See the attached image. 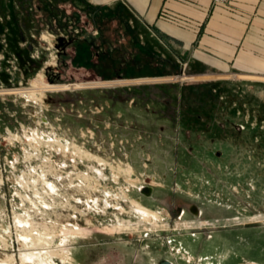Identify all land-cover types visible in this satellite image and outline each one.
Returning <instances> with one entry per match:
<instances>
[{
  "label": "rangeland",
  "instance_id": "obj_1",
  "mask_svg": "<svg viewBox=\"0 0 264 264\" xmlns=\"http://www.w3.org/2000/svg\"><path fill=\"white\" fill-rule=\"evenodd\" d=\"M70 1L61 9L68 27L78 32L64 52L47 23L33 32H43L39 45L50 49L42 64L52 61L47 72L52 69L63 81L52 82L46 70L43 77L38 62L27 56L29 75L0 94V261L16 260L27 248L40 246L32 239L43 233L53 236L54 247L66 237L68 250L55 258L42 254L30 264H154L162 258L172 264H264V140L251 145L252 134H264V79L189 73L191 67L183 73L187 55L179 61L177 51L126 10L115 6L92 13L79 1L71 7ZM3 2L10 0H0L1 10ZM90 35L96 42L84 40ZM134 86H144L145 96L133 99ZM207 91L227 108L233 100L241 102L240 115L232 105L224 109L225 116L241 118L234 131L241 135L235 139L227 131L225 140L216 135L213 145L224 151L221 155L195 151L193 157L177 156L185 137L175 122L158 119L167 114L152 109L165 108L170 98L203 100ZM81 99L80 111L87 117L80 118L70 107ZM58 105L66 108L61 121L53 118ZM45 117L49 122L40 125ZM111 151L113 160L106 155ZM186 164L193 168H183ZM144 185L154 187L151 196L140 190ZM132 201L155 215L143 221ZM180 203L198 204L202 216L188 212L172 218L170 206ZM203 220L210 223L201 225ZM75 225L72 232L88 234L67 230Z\"/></svg>",
  "mask_w": 264,
  "mask_h": 264
},
{
  "label": "crops",
  "instance_id": "obj_2",
  "mask_svg": "<svg viewBox=\"0 0 264 264\" xmlns=\"http://www.w3.org/2000/svg\"><path fill=\"white\" fill-rule=\"evenodd\" d=\"M40 1L33 0L30 10ZM65 1L45 0L40 15L57 13L60 18ZM77 1L92 13L113 11L115 6L126 10L157 40L177 51L179 61L187 55L183 73L191 67L189 73L264 79V0H229L227 4L212 0H72L71 7H77ZM10 2L17 6V0ZM46 26L64 33L63 40L70 38V28L53 27L49 22ZM96 38L89 36L90 41Z\"/></svg>",
  "mask_w": 264,
  "mask_h": 264
},
{
  "label": "flooded vegetation",
  "instance_id": "obj_3",
  "mask_svg": "<svg viewBox=\"0 0 264 264\" xmlns=\"http://www.w3.org/2000/svg\"><path fill=\"white\" fill-rule=\"evenodd\" d=\"M100 81L104 82L105 80L101 79ZM110 81H111L110 83L113 82V80H110ZM134 87L135 89L138 90V93L137 95L134 94L132 96L133 99H136V96H138L139 98H142L143 96H145V92L147 91L144 86H134ZM205 93L206 94L203 96L204 97L203 100L197 99L199 97H196L195 95L187 96L188 97L187 99L183 101L179 100L175 102L170 98V99H167V101H165L164 103L165 108L157 110L158 112H155V108L152 109L153 113L155 114H158V113L162 115L167 114L168 116H161V117H158V119L164 118V119H168V120L175 122V124H177L179 127L178 130H179L180 136L183 135L185 137L184 140L186 144L181 142V145H179L177 149L175 150V154L177 156L182 155V156H187V157L188 156L193 157L195 154V151H198V152L210 151L214 153L215 155H221L224 151L220 148L219 149L215 148L213 145L218 140L217 136L222 138L220 140H225V138L223 137H226L225 134L227 131L231 132L232 136H234L235 139H237L238 136L241 135V133L234 132L240 129L239 126L237 125L241 124V120H240L241 118L235 117V116L234 117L225 116V111H224L225 108L229 110L233 109L230 107L232 105L234 107V110H236L238 115H240L242 112L241 102L237 103L235 100H233L231 101V104L227 108L222 105L220 100H213L214 98L211 96L212 93H209L208 91ZM221 97L223 98L224 96L222 95ZM48 99L49 101L56 100L55 102L57 101L59 103L62 102V99H53L50 96L48 97ZM112 99L114 100V96L112 97ZM142 102H144L143 106L145 107L146 105L145 100H142ZM154 102H157V101H154ZM146 110L149 111L148 109ZM191 110H196L195 115L191 113L192 112ZM250 119L252 121V118H249V120ZM194 128L197 130V132H193ZM193 137H196V138H193ZM261 139H262L261 134L259 135L255 134L253 136V141H252L253 143H251V145L254 146V144H256L257 146L258 141ZM207 140L208 141L210 140V145L209 144L207 145L205 143V141ZM240 141L242 142V140ZM238 143L239 142L237 141L236 145ZM252 146L250 147V149H252ZM182 166L185 169L193 168L192 164L190 165L186 164ZM170 210L173 215L172 218H175L177 216L181 217L187 214L188 212H191L192 214H194V216H202L203 214V211H201V208L196 203H191V204L180 203V204H177L176 206H170ZM207 223H210V222L207 220L201 221V225H206ZM186 225L192 226L193 223L187 222ZM154 264H172V261L166 258H162V259H159Z\"/></svg>",
  "mask_w": 264,
  "mask_h": 264
},
{
  "label": "trees",
  "instance_id": "obj_4",
  "mask_svg": "<svg viewBox=\"0 0 264 264\" xmlns=\"http://www.w3.org/2000/svg\"><path fill=\"white\" fill-rule=\"evenodd\" d=\"M41 5L35 6V10H30L31 6L33 5V0H24L23 4L15 6L13 3L7 4L6 2H3L5 5L3 7V10H1L2 5H0V13L5 16L4 21H0V38L3 34L6 35L7 42H8V48L10 53H15L19 56L20 64L22 65L26 75H29L30 68L32 67L31 61L24 62L25 57L28 56L30 59V51L31 47L33 46L34 42L28 44L26 47H21L20 43L24 41H32L31 35L34 31H39L42 28V22L47 23L49 22L53 27L59 26V27H68L69 24L66 22V14L63 13L61 17L59 18L57 13L53 14H46V16L40 15L42 8L44 7L45 0L40 1ZM2 3V2H1ZM7 15H11L7 18ZM8 19V20H7ZM55 23V24H54ZM9 25V27L7 26ZM7 26V28H6ZM71 28L69 29L68 33L70 38L63 40V38H59L60 41H58V45L61 49H66L67 45H70L72 43V40L76 39L77 34L75 31H73ZM69 28V27H68ZM85 41H89V38H85ZM45 56V55H44ZM41 60H35V62H38V68L42 64ZM31 65V66H30ZM48 78L52 82H61L62 79L58 78L57 76L59 73L54 72L52 69H48ZM1 75L6 78V75L4 72H1ZM101 79H90L86 81H98ZM257 134H252V137ZM262 135V140H264V134Z\"/></svg>",
  "mask_w": 264,
  "mask_h": 264
},
{
  "label": "built area",
  "instance_id": "obj_5",
  "mask_svg": "<svg viewBox=\"0 0 264 264\" xmlns=\"http://www.w3.org/2000/svg\"><path fill=\"white\" fill-rule=\"evenodd\" d=\"M214 4H227L229 2V0H212ZM3 20V18L0 17V21ZM78 32V31H76ZM39 34V33H37ZM49 35H52V36H55V40H56V43L55 45H58V38L61 36V37H65L64 33L60 32V31H50L49 32ZM39 36V37H37ZM31 38L33 39L32 41H24V42H21L20 43V46L21 47H26L28 46V44L32 43L33 41L34 44L33 46L31 47V51H30V59L32 60H41L43 59V56L46 55V52H48L50 49L46 47V49L48 51H46V49L44 47H40L39 45V39L40 40H43V32L39 35H36L35 33H32L31 35ZM45 41V40H44ZM49 42V41H48ZM50 44V43H49ZM59 49V47H58ZM51 55V54H50ZM51 64H53L52 61H49V60H45L44 63L41 65L40 67V70H42L43 72V77L45 76L47 70L46 68L49 67ZM39 70V71H40ZM46 70V72H45ZM38 71V72H39ZM1 72H4L5 75H6V78H4L2 75H1ZM38 72H37V75H38ZM19 77H23L25 78L26 77V74L24 72V69L22 67V65L20 64V59H19V56L15 53H10L9 52V48H8V42H7V38H6V35L3 34L0 38V94H6V93H9V92H6L9 88H13V87H7L8 85H13L14 84V80L15 81H18V78ZM23 79L20 80V84H22L23 82ZM31 83V82H30ZM17 87V86H15ZM3 90V91H2ZM12 93V92H10ZM3 94V95H4ZM40 100V99H39ZM44 101V98L42 99ZM84 103V100L81 99L79 101H73L71 102V111L72 113L75 115H77L78 117H87V115L83 114L81 111H80V104H83ZM76 107V108H74ZM63 110H65V106L64 105H58L57 108H56V115L53 117L54 119L58 120V121H61L63 119ZM44 118V117H43ZM42 118V119H43ZM46 118V121L45 119L43 121H38L39 124H47L49 122V117H45ZM91 118V117H89ZM35 121V120H33ZM48 121V122H47ZM11 126L8 125V128L6 131H8L11 135L12 134V129L10 128ZM55 139L56 142L60 143L61 142V145H63L65 142H64V138L61 137V138H57V137H53ZM54 139H50V140H54ZM91 139L94 140V142H97L95 141V138H94V134L91 135ZM49 140V139H48ZM63 143V144H62ZM113 142L111 143V149L113 147ZM112 152V153H111ZM109 152L108 154L106 155H109V158L113 160V157L114 154H115V151H111ZM101 155H105V154H101ZM125 157H128L127 154H124Z\"/></svg>",
  "mask_w": 264,
  "mask_h": 264
},
{
  "label": "bare ground",
  "instance_id": "obj_6",
  "mask_svg": "<svg viewBox=\"0 0 264 264\" xmlns=\"http://www.w3.org/2000/svg\"><path fill=\"white\" fill-rule=\"evenodd\" d=\"M76 144H74V146H75ZM77 147H79L80 149H82V151L84 150L81 146H78V145H76ZM84 152L87 154V153H90L94 158L93 159H95V160H97V161H100L101 163L102 162H104L106 165H109V166H111V163L109 162V161H106L104 158H102V157H100V156H97L96 154H92L91 152H89V151H87V150H84ZM80 155V154H79ZM83 155V154H82ZM127 169H131L133 172H134V169H133V167L132 166H128L127 167ZM122 171H124V169H122ZM129 171V170H128ZM125 172V171H124ZM130 172V171H129ZM86 173V172H85ZM84 176V175H83ZM89 177V176H88ZM89 184V183H88ZM90 185V184H89ZM92 185V184H91ZM151 187H152V185H150ZM145 187V185L143 186V187H141V191L143 190V188ZM154 189V188H153ZM143 193V192H142ZM106 201V200H105ZM114 201V200H113ZM131 201V200H130ZM106 203V202H105ZM132 204L133 205H135V206H137L136 208H138L137 209V211H138V213L140 214V217L142 218V220L143 221H148V220H150L152 217H153V215H155L151 210H149V209H147V208H145V207H143L142 205H140L139 203H137L136 201H132ZM110 210V209H109ZM86 216V215H85ZM73 225V224H72ZM72 227H79V226H72ZM189 227H193V225L192 226H189ZM67 230H69V232H72L71 230H77V228H75V229H67ZM73 234H77V235H82L83 233H86V234H88V231H86V230H82V229H79L78 230V233H75V232H72ZM80 233V234H79ZM69 234H71V233H68L67 235H69ZM45 236H47V237H49V238H47V237H45ZM37 239H34L33 238V236H32V240H33V243H38V244H40V246H38V247H31V248H27V250L28 251H25V252H23V253H21V255H20V257L19 258H15L17 261L18 260H20L21 261V264H30V262H32V261H35V259L37 258V257H40L41 259H42V254H45V253H48V254H50V256L52 257V258H55V257H57L58 255H60L59 253H62V254H64V253H66V251L68 250V243H67V239H66V237H65V239H64V241L62 242V244L60 245V247H58V246H56V247H54L53 245L54 244H51V241L53 240L52 239V235H48V234H46V235H44L43 233H39V234H37ZM68 242H70L69 241V239H68ZM72 244V243H71ZM70 244V249H72L73 248V245H71ZM37 246V245H36ZM16 260H14V259H11V260H2V261H0V264H16V262H14V261H16ZM61 260V259H60ZM61 262H64V261H62L61 260Z\"/></svg>",
  "mask_w": 264,
  "mask_h": 264
},
{
  "label": "water",
  "instance_id": "obj_7",
  "mask_svg": "<svg viewBox=\"0 0 264 264\" xmlns=\"http://www.w3.org/2000/svg\"><path fill=\"white\" fill-rule=\"evenodd\" d=\"M59 41H60V39H59ZM153 190H154L153 187L146 185V186L143 188L142 192H143L144 194H146V195L151 196V195L153 194Z\"/></svg>",
  "mask_w": 264,
  "mask_h": 264
}]
</instances>
